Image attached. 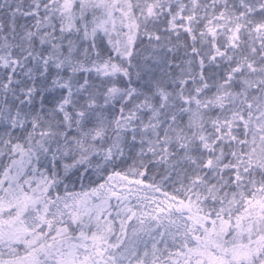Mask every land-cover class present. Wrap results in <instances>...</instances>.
Returning <instances> with one entry per match:
<instances>
[{
    "label": "snow or ice",
    "instance_id": "1",
    "mask_svg": "<svg viewBox=\"0 0 264 264\" xmlns=\"http://www.w3.org/2000/svg\"><path fill=\"white\" fill-rule=\"evenodd\" d=\"M0 264H264V0H0Z\"/></svg>",
    "mask_w": 264,
    "mask_h": 264
}]
</instances>
